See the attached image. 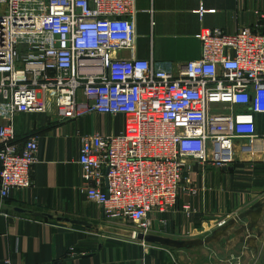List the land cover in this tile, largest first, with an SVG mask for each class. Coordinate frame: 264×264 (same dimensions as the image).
I'll use <instances>...</instances> for the list:
<instances>
[{
	"label": "built area",
	"instance_id": "2783aa9c",
	"mask_svg": "<svg viewBox=\"0 0 264 264\" xmlns=\"http://www.w3.org/2000/svg\"><path fill=\"white\" fill-rule=\"evenodd\" d=\"M135 12V0H0L1 199L30 186L37 159L35 136L15 139L16 114L122 116L119 133L80 136V188L107 219L142 234L181 194H199L195 165L224 168L236 140L257 136L264 33L201 28L200 58L175 67L119 58L134 48Z\"/></svg>",
	"mask_w": 264,
	"mask_h": 264
},
{
	"label": "crops",
	"instance_id": "0c3cea01",
	"mask_svg": "<svg viewBox=\"0 0 264 264\" xmlns=\"http://www.w3.org/2000/svg\"><path fill=\"white\" fill-rule=\"evenodd\" d=\"M200 5L215 12L201 17ZM135 11L134 48L117 52L119 58L175 67L200 58L194 34L201 28L264 33V0H135ZM255 119L257 136L234 142L235 161L205 170L195 165L199 194H181L173 210L155 215L146 232L152 237L140 241L80 188V136L119 133L122 116L60 121L51 110L16 114L15 139L35 136L38 151L30 186L0 198V264H264V113Z\"/></svg>",
	"mask_w": 264,
	"mask_h": 264
},
{
	"label": "water",
	"instance_id": "95a60500",
	"mask_svg": "<svg viewBox=\"0 0 264 264\" xmlns=\"http://www.w3.org/2000/svg\"><path fill=\"white\" fill-rule=\"evenodd\" d=\"M255 207H259V204L255 205ZM130 239H135V240H140V241H147L149 240L152 236L149 234H142V233H137L134 231H129L125 233Z\"/></svg>",
	"mask_w": 264,
	"mask_h": 264
}]
</instances>
